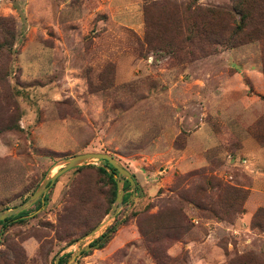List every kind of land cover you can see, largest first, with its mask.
Masks as SVG:
<instances>
[{"label":"rangeland","instance_id":"1","mask_svg":"<svg viewBox=\"0 0 264 264\" xmlns=\"http://www.w3.org/2000/svg\"><path fill=\"white\" fill-rule=\"evenodd\" d=\"M83 153L0 264H264V0H0V211Z\"/></svg>","mask_w":264,"mask_h":264},{"label":"water","instance_id":"2","mask_svg":"<svg viewBox=\"0 0 264 264\" xmlns=\"http://www.w3.org/2000/svg\"><path fill=\"white\" fill-rule=\"evenodd\" d=\"M89 160H99L107 162L117 172V176L119 178V181L116 182V195L114 204L111 207L108 217H106V219H104L88 235H86L85 238H90L96 235L100 229L105 227L107 223L113 218H115V216L117 215V212L122 205V185L125 180L131 185L133 184V179L127 170L121 168L111 156L101 153H83L65 160L64 167H62L59 171L55 172L51 176L45 178L42 183L37 187V189L30 195V197H28L24 202L12 209L0 211V222L4 221L9 217L17 216L20 213L26 211L29 207L34 205L38 198L42 196L54 184V182L59 176L77 166L85 164ZM79 253L80 251H77L76 255H79ZM59 260L60 257L59 255H57L54 259V264H59Z\"/></svg>","mask_w":264,"mask_h":264},{"label":"trees","instance_id":"3","mask_svg":"<svg viewBox=\"0 0 264 264\" xmlns=\"http://www.w3.org/2000/svg\"><path fill=\"white\" fill-rule=\"evenodd\" d=\"M105 163H107V162H105ZM111 169H112L113 172L115 171L112 167H111ZM99 171L106 175V172L103 169H99ZM107 178L110 181L111 186L113 188L112 195H113V197H115V195H116V192H115L116 191V182L114 181L112 175H107ZM128 184L129 183H127V185ZM123 200H125V198ZM27 213H28L27 211H24V212L20 213L17 216L9 217V218L5 219L4 221H1L0 222L1 228L5 229L10 224H14V223H17V222H22V220L25 217H27ZM115 230H116V226L110 227V229H107L106 232L104 234L100 235L95 241H93L92 243H89L87 248L88 249H92V248L99 249V248H102L104 246V244L108 241L109 235L111 233H114ZM0 234L2 235V233H0ZM81 254H87V252L83 251ZM59 264H62V260L59 261Z\"/></svg>","mask_w":264,"mask_h":264}]
</instances>
